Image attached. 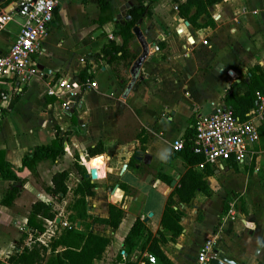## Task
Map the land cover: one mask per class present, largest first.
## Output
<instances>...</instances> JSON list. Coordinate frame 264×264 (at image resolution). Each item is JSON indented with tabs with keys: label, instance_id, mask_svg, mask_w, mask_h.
<instances>
[{
	"label": "crops",
	"instance_id": "1",
	"mask_svg": "<svg viewBox=\"0 0 264 264\" xmlns=\"http://www.w3.org/2000/svg\"><path fill=\"white\" fill-rule=\"evenodd\" d=\"M108 1L111 20L98 26L97 0H55L42 51L32 56L35 65L43 66L47 73L38 70L27 83L8 90L12 103L8 105L9 100L0 115L3 159L16 169L24 154L36 145L49 144L56 133L62 138L63 153L55 160L38 162L32 173H20L17 182L0 176V264H7L9 254L29 246L34 239L47 247L49 256L52 242L71 226L108 239L100 257L91 264H193L206 239L213 240L217 255L236 264H264V173L237 168L241 165L251 170L254 156L259 153V137L253 146L255 153L240 164L216 166L203 157L202 162L190 164L181 150L172 149L173 140L182 138L197 114L225 107L224 97L230 86L240 83L255 65L264 68V0H221L208 7L209 18L203 15L198 19L199 27L180 19L171 1L157 0L151 17L141 19L139 25L147 53L134 67L143 52L134 36L130 45L136 58L126 70L133 81L128 93L132 78L119 98L122 77H116L109 64L94 63L90 54L98 53L108 39L119 40L114 23H123L127 9L137 1ZM5 13L12 20L0 28V52L7 51L22 22L16 14V0H0V14ZM85 62L92 75L90 80L96 84L93 88L80 92L75 100L69 99L66 106L62 98L45 93L46 81L76 78ZM200 69L204 72L198 78ZM246 69L245 77L239 79L240 71ZM110 75L119 78L117 84L108 80ZM1 88L8 89V85L1 84ZM127 108L129 119L135 123L134 134L118 142L117 146L126 152L116 158L118 167L108 168L103 154L116 145L117 118ZM72 112L75 125L70 121ZM97 143L104 150L95 158L103 175L99 177L95 168L97 178L90 181L96 185L94 193L86 197L88 217L70 222L68 207L74 200L72 189L79 181L72 164L76 156L81 157L83 163L79 162L87 172L90 168L85 162L97 155L88 157L85 150ZM136 151L142 152L140 159ZM226 167L230 169L225 171ZM63 170L68 172L67 192L59 198L49 188L51 175ZM188 170L195 171L193 179L188 187L180 189L181 178ZM74 173L77 178L70 184ZM13 186L19 189V195L10 204H2L1 199ZM181 196L189 199L181 200ZM169 197L182 228L173 240L160 223ZM227 198L231 200L225 209ZM35 201L51 204L57 215L52 221L45 220L44 231L34 238L27 218ZM109 205L122 213L117 227L100 221L108 217ZM136 218L143 223L145 233L137 235L133 244L125 245L124 237ZM153 243L164 259L150 251ZM63 249L58 244L53 253ZM149 255L154 262L148 260Z\"/></svg>",
	"mask_w": 264,
	"mask_h": 264
},
{
	"label": "trees",
	"instance_id": "2",
	"mask_svg": "<svg viewBox=\"0 0 264 264\" xmlns=\"http://www.w3.org/2000/svg\"><path fill=\"white\" fill-rule=\"evenodd\" d=\"M136 5L127 9V15L129 19L124 20L123 23H114V33L119 39H108L102 44L98 53L90 54L94 63L103 65L106 63L111 65L113 62L119 61L122 66V83L125 82L123 74L130 66L131 62L136 58V54L129 52V46L134 38L132 28L138 19L150 18L153 13V6L157 0H136ZM221 0H174L177 15L180 19L185 20L192 27H199L198 19L201 16L209 18L208 7L212 4L219 3ZM99 8V16L96 20L98 26L103 25L107 21L111 20L110 5L108 0H97ZM89 65L85 62V66L82 71L78 72L77 78L80 82H84L86 79H92V75L87 72ZM113 74L119 76L118 70L112 68ZM256 92L264 93V68L259 65H255L248 71L246 76L240 83H233L227 90L224 97V106L231 108L234 114L239 118H243L245 114L257 105ZM10 100L8 105H11ZM264 120V112H263ZM70 121L72 124H76V117L74 113H71ZM194 123L185 130L183 139V148L181 153L183 157L190 164L202 162V157L191 151L192 138H193ZM260 130V142L264 148V121L259 126ZM57 132V130H56ZM143 150L144 148L141 147ZM103 148L100 143L92 147H87L85 152L88 157L97 158L99 154L103 153ZM63 153L62 138L56 133L49 144L36 145L21 158V164L18 168L13 169L4 159L3 152L0 151V176L4 180H12L17 182L20 180L19 174L22 172L32 173L38 162L50 159L55 160ZM88 167V162L86 161ZM73 169L79 176V181L72 189L74 200L69 205V215L67 220L74 222L77 218L80 220L88 217L87 215V203L86 197L93 195V188L95 183H91L88 178H85L86 170L84 166L79 162L78 157H75V161L72 164ZM194 170H188L181 178L180 189L188 187L193 179ZM68 172L66 170L55 172L51 175L52 186L49 188V192L59 198L63 197L67 192L66 180ZM178 193H181L178 189ZM19 195V189L15 186L9 188L3 198L2 204H10ZM181 200L187 201L189 196L180 197ZM228 200L223 203L225 209L228 208ZM173 200L168 198L162 216L161 226L164 230L169 231L171 239L176 238L181 232V225L179 224V217L172 208ZM57 213L53 210L52 205L35 201L29 208L27 225L35 238L38 233L44 231V221L54 220ZM122 217L121 211L113 206H108V217L106 219H100L102 223L117 227ZM97 219V218H94ZM28 230V231H29ZM62 236L56 242H52L50 255H46L47 247L40 242L33 240L29 246H23L15 253L9 254L5 258L7 264H91L92 261L100 257L102 251L108 244V239L92 234L90 232L76 229L74 226L64 229ZM145 233L144 225L136 218L130 226L126 236L124 237V244L131 245L137 235ZM27 237V232L23 234ZM147 236L150 233L147 232ZM149 238V237H148ZM160 239L164 241L163 235L160 233ZM153 242V241H152ZM58 244H62L64 249L58 253H53V247ZM150 251L154 255L161 259H164L162 253L158 249L155 243L152 244ZM133 264V263H127Z\"/></svg>",
	"mask_w": 264,
	"mask_h": 264
},
{
	"label": "built area",
	"instance_id": "3",
	"mask_svg": "<svg viewBox=\"0 0 264 264\" xmlns=\"http://www.w3.org/2000/svg\"><path fill=\"white\" fill-rule=\"evenodd\" d=\"M55 0H16V14L21 18L19 33L7 51L0 52V115L10 100L8 90L27 83L37 73L32 56L42 51L41 42L47 35L53 17ZM12 20L8 13L0 14V28ZM8 85V89L1 88ZM95 82L78 78H63L46 81L45 93L63 99H76L80 92L93 88ZM257 105L239 118L228 107H216L213 113L197 114L194 123L191 151L203 157L211 165L224 163L240 164L252 156L253 146L258 141V127L263 120L264 96L256 92ZM183 139L176 138L172 149L180 151ZM65 224V223H64ZM218 257L212 239L201 244L193 264H212ZM148 260L154 262L153 256Z\"/></svg>",
	"mask_w": 264,
	"mask_h": 264
},
{
	"label": "rangeland",
	"instance_id": "4",
	"mask_svg": "<svg viewBox=\"0 0 264 264\" xmlns=\"http://www.w3.org/2000/svg\"><path fill=\"white\" fill-rule=\"evenodd\" d=\"M169 1H171V3H173L174 5H175V2H174V0H169ZM183 26V25H182ZM206 40H203V41H200V43H204ZM129 52H133L132 51V47H131V45L129 46ZM102 64H105L106 65V63H102ZM99 65V64H98ZM114 69V70H118V72H120V76L122 77V66H121V63L119 62V61H116V62H113L111 65H110V69ZM248 69H246V70H243V71H240V73H239V79L240 78H244L245 77V73H246V71H247ZM97 71H99V66H97ZM203 72L204 71H202L201 69L200 70H198V72H197V77L199 78V77H202V75H203ZM127 72H125V75L124 76H126L125 77V82L123 83V85L121 84V86H120V90L118 91V96H117V98H119L121 95H122V92L124 91V89H125V87H126V85L130 82V80H131V78H132V75L129 73H127ZM109 74H110V71H109ZM108 80H114V82H116V84L118 83L117 81H119V78H114V76H111L110 75V78H108ZM115 86H117V85H115ZM114 86V87H115ZM108 87L110 88V92H111V87L108 85ZM262 94V93H261ZM263 96H264V93L262 94ZM69 105V104H68ZM263 112H264V108H263ZM62 114V113H61ZM62 118L64 119V120H66L67 118H66V115L65 114H62ZM117 120H118V124L116 125L117 126V131H118V133H117V136H116V138H115V140H114V142H116V145H112L109 149H107L106 150V152L103 154L105 157H106V163H107V166H108V168H113V167H118L119 166V163L117 162L118 160L116 159V158H120V157H122V153L123 152H126V150L125 149H122V147L120 146V147H118L117 145H119L118 144V142H122V139L124 140V139H127L129 136H131L132 134H134L133 133V129H134V126H135V123H134V121L130 118L129 119V112H128V108L124 111V113L123 114H121V115H118V118H117ZM129 120V121H128ZM263 121L264 120H262V122H261V124L263 123ZM133 130V131H132ZM129 134H131V135H129ZM258 137H259V143H258V150H259V153L257 152V154L254 156V161H253V164H252V166L250 167V171L249 170H247V168L246 167H243V166H241V165H239L237 168H243V170H245V172H252V170H254V169H256L257 170V172L258 173H264V148L262 147V144H261V142H260V130H259V133H258ZM132 150V149H131ZM130 150V151H131ZM72 150L70 149V154L72 155ZM85 155H83V158L85 159ZM79 161L81 162V163H83V160H82V158L81 157H79ZM85 164H86V162H85ZM97 164H99L98 162H97ZM99 168H100V170H101V174H99L98 176L99 177H101L102 175H103V169H102V167H101V165L99 164ZM227 169H230V168H224V170L225 171H227ZM230 174H227V176H229ZM76 178H77V175L74 173L73 175H71V177H70V180H69V182H70V184L71 183H73L75 180H76ZM231 180H232V178H230V179H228V181H227V183H230L231 182ZM117 194L118 193H116V196L115 197H118L117 196ZM56 200H57V202L58 201H60V200H58L57 198H55ZM235 199V198H234ZM55 200V201H56ZM226 200H228V201H230L231 200V198H227ZM235 202H236V200H234ZM61 202V201H60ZM59 202V203H60ZM64 206H65V204L64 205H62V210H63V208H64Z\"/></svg>",
	"mask_w": 264,
	"mask_h": 264
},
{
	"label": "water",
	"instance_id": "5",
	"mask_svg": "<svg viewBox=\"0 0 264 264\" xmlns=\"http://www.w3.org/2000/svg\"><path fill=\"white\" fill-rule=\"evenodd\" d=\"M124 19L125 20L129 19V16L126 15L124 17ZM140 23H141V19H138L136 21L135 25L132 28V33L134 34L135 38L138 40V42L140 43V46L143 49L142 54L138 58H136V60L134 61V63H133L134 67H137L138 65H140L141 60L143 59V57L147 53V42H146V40H144L143 34L141 33V31L139 29ZM185 23L187 24L188 22L186 21ZM97 32L100 33L101 30H97ZM36 68L38 70L42 71V72H45V73H47V71H48L46 68H44L41 65H37ZM132 81H133V78H132L131 82L127 85V88H126V92L125 93H128V91L130 90ZM141 153H142L141 151H136V154H137V157L136 158L137 159H140L141 158ZM85 177L86 178H89L90 181L96 180L97 175H96L95 168L88 169L87 172L85 173ZM78 226H79V224L77 223L76 224V227H78ZM212 264H236V263L233 262L232 260L224 257L223 255L219 254L218 257L212 261Z\"/></svg>",
	"mask_w": 264,
	"mask_h": 264
},
{
	"label": "bare ground",
	"instance_id": "6",
	"mask_svg": "<svg viewBox=\"0 0 264 264\" xmlns=\"http://www.w3.org/2000/svg\"><path fill=\"white\" fill-rule=\"evenodd\" d=\"M87 162H88V168H96L98 171V175L101 174L99 164H97L95 158H90L89 160H87Z\"/></svg>",
	"mask_w": 264,
	"mask_h": 264
}]
</instances>
